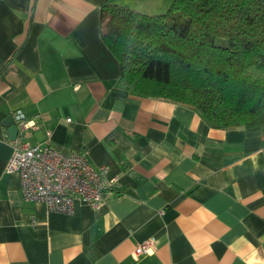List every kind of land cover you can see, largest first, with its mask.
<instances>
[{"label": "crops", "instance_id": "0c3cea01", "mask_svg": "<svg viewBox=\"0 0 264 264\" xmlns=\"http://www.w3.org/2000/svg\"><path fill=\"white\" fill-rule=\"evenodd\" d=\"M105 2L161 11L160 0H0V264H264V124L219 125L129 91L100 34ZM18 107L36 124L25 140L86 148L114 192L71 213L24 199L5 170L2 120Z\"/></svg>", "mask_w": 264, "mask_h": 264}, {"label": "trees", "instance_id": "16d2710c", "mask_svg": "<svg viewBox=\"0 0 264 264\" xmlns=\"http://www.w3.org/2000/svg\"><path fill=\"white\" fill-rule=\"evenodd\" d=\"M100 34L132 92L215 124H264V0H172L157 14L105 2Z\"/></svg>", "mask_w": 264, "mask_h": 264}, {"label": "built area", "instance_id": "2783aa9c", "mask_svg": "<svg viewBox=\"0 0 264 264\" xmlns=\"http://www.w3.org/2000/svg\"><path fill=\"white\" fill-rule=\"evenodd\" d=\"M18 133L10 140L13 147L6 172H16L24 199L42 201L51 211L71 213L76 199L96 206L114 192V177L106 175V165L94 166L86 148L64 153L52 145L50 136L30 143L23 134L36 124L21 108L12 112ZM154 238L139 242L137 254L151 253Z\"/></svg>", "mask_w": 264, "mask_h": 264}, {"label": "water", "instance_id": "95a60500", "mask_svg": "<svg viewBox=\"0 0 264 264\" xmlns=\"http://www.w3.org/2000/svg\"><path fill=\"white\" fill-rule=\"evenodd\" d=\"M2 122L7 127L10 138L14 139L18 133V126L14 122L13 116L7 115L6 117L3 118Z\"/></svg>", "mask_w": 264, "mask_h": 264}, {"label": "rangeland", "instance_id": "374dc122", "mask_svg": "<svg viewBox=\"0 0 264 264\" xmlns=\"http://www.w3.org/2000/svg\"><path fill=\"white\" fill-rule=\"evenodd\" d=\"M171 1L172 0H160V2L159 3H161V6H160V10L162 11V12H164L168 7H169V5L171 4ZM150 1H148V2H146V3H149ZM160 11V12H161ZM160 12H157V13H160Z\"/></svg>", "mask_w": 264, "mask_h": 264}]
</instances>
